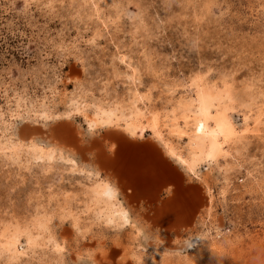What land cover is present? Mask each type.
Here are the masks:
<instances>
[{
  "label": "rangeland",
  "instance_id": "rangeland-1",
  "mask_svg": "<svg viewBox=\"0 0 264 264\" xmlns=\"http://www.w3.org/2000/svg\"><path fill=\"white\" fill-rule=\"evenodd\" d=\"M200 101L227 124L214 159ZM109 133L196 159L201 225L133 218L97 161ZM0 264H264V0H0Z\"/></svg>",
  "mask_w": 264,
  "mask_h": 264
},
{
  "label": "crops",
  "instance_id": "crops-1",
  "mask_svg": "<svg viewBox=\"0 0 264 264\" xmlns=\"http://www.w3.org/2000/svg\"><path fill=\"white\" fill-rule=\"evenodd\" d=\"M124 144L128 147L123 148ZM140 146L145 151L139 150ZM100 147L106 161L97 160L98 164L118 189L119 198L130 214L144 228L180 236L201 225L211 201L207 186L159 146L120 137L115 146Z\"/></svg>",
  "mask_w": 264,
  "mask_h": 264
},
{
  "label": "bare ground",
  "instance_id": "bare-ground-1",
  "mask_svg": "<svg viewBox=\"0 0 264 264\" xmlns=\"http://www.w3.org/2000/svg\"><path fill=\"white\" fill-rule=\"evenodd\" d=\"M200 99H201V97H200ZM203 100H205V99H203ZM202 101V100H201ZM200 101V103L202 104V105H200V106H198L199 108V110H197V114H199L198 116L199 117H197L196 119H193L195 122H193V124L195 125V134H197L198 135V137L200 138V139H205V138H207L208 140H209V142L207 143V145L206 146H203V150H204V154H205V158L206 159H214V157H215V155H216V153H217V151L220 149V147H219V143H218V136L220 135V134H223L224 133V131L226 130V128L224 127V125L226 124H224V121H223V119H218V120H216V127L215 128H213V129H209V125H208V118H209V113H208V110H207V106H204L203 105V102H201ZM198 111H199V113H198ZM104 116V115H103ZM120 120V119H119ZM107 121V120H106ZM117 121V120H116ZM135 122V121H134ZM226 122V121H225ZM227 125V124H226ZM225 125V126H226ZM93 126V125H92ZM125 126V125H124ZM131 126H132V124H131ZM135 126V125H134ZM137 128V127H136ZM229 129V128H228ZM26 130V129H25ZM130 130H131V128H130ZM21 132L24 134V132L25 131H23V130H21ZM26 133H27V131H26ZM51 136H52V138L53 139H55V141H59V142H61V141H63V142H69V143H72V144H74L75 142V137H74V133H73V130L69 127V124H60V125H57V126H55L53 129H51ZM143 132H141L140 134H142ZM134 134V132L132 131V135ZM40 135V134H39ZM225 135V134H224ZM106 137H107V139H111V140H113V142H115V141H119L120 140V136L119 135H117L116 133H109V134H106ZM204 141V140H203ZM121 142V141H120ZM123 142V141H122ZM116 143V142H115ZM115 143H113V145L115 146ZM131 143V142H130ZM68 144V143H67ZM71 144V145H72ZM12 145V144H11ZM112 145V146H113ZM121 145V144H120ZM202 145H205V144H201V146ZM111 146V147H112ZM118 146V145H117ZM122 147L123 148H125V147H128V146H126L125 144L124 145H122ZM136 147V146H135ZM141 147V146H140ZM144 147V146H143ZM115 148V147H114ZM117 148V147H116ZM132 148V147H131ZM122 149V148H121ZM116 150V149H115ZM123 150H125V149H123ZM139 150H144V148H142L141 147V149H139ZM147 150H148V148H147ZM130 151V150H129ZM145 151V150H144ZM149 151H151L150 149H149ZM149 151H148V153H149ZM114 152V151H113ZM128 152V151H127ZM170 152H172V150L170 151ZM117 153V152H116ZM115 153V154H116ZM129 153V152H128ZM134 153V151L132 152V150H131V154H133ZM151 153H153V152H151ZM114 154V155H115ZM156 154H157V152H156ZM174 154V153H173ZM97 158H98V160L100 161V162H104V161H106V156L102 153V152H100V150H99V152H97ZM139 155H141V154H139ZM142 155H143V153H142ZM178 156V158H177V161L182 165V166H184L185 168H187L190 172H193L194 170H195V168H196V165H197V160L196 159H191V160H186V159H184V158H182V157H179V155H177ZM109 157V156H108ZM142 158V157H141ZM109 159V158H108ZM97 160V159H96ZM122 161V160H121ZM115 163V162H114ZM129 163V162H128ZM102 164V163H101ZM116 164V163H115ZM135 164V163H134ZM138 166V165H137ZM155 169V168H154ZM130 170V169H129ZM131 170H134V169H131ZM161 170V169H160ZM148 174V173H147ZM139 181V180H138ZM101 194L102 195H104V197H106V199H111V198H114V196H115V190L112 188V187H110V186H106V187H104L103 188V190H102V192H101ZM119 215H120V218H121V220H125V221H128V218H127V213H126V211H119V213H118ZM106 216V215H105ZM108 216V215H107ZM108 218V217H107ZM109 222V221H108ZM188 243V242H187ZM189 244V243H188Z\"/></svg>",
  "mask_w": 264,
  "mask_h": 264
},
{
  "label": "water",
  "instance_id": "water-1",
  "mask_svg": "<svg viewBox=\"0 0 264 264\" xmlns=\"http://www.w3.org/2000/svg\"><path fill=\"white\" fill-rule=\"evenodd\" d=\"M25 129L31 133H34V134H40L41 133V130L37 127H26Z\"/></svg>",
  "mask_w": 264,
  "mask_h": 264
}]
</instances>
